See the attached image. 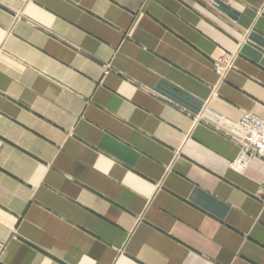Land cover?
<instances>
[{
    "label": "crops",
    "instance_id": "0c3cea01",
    "mask_svg": "<svg viewBox=\"0 0 264 264\" xmlns=\"http://www.w3.org/2000/svg\"><path fill=\"white\" fill-rule=\"evenodd\" d=\"M244 113L264 0H0V264H264Z\"/></svg>",
    "mask_w": 264,
    "mask_h": 264
},
{
    "label": "built area",
    "instance_id": "2783aa9c",
    "mask_svg": "<svg viewBox=\"0 0 264 264\" xmlns=\"http://www.w3.org/2000/svg\"><path fill=\"white\" fill-rule=\"evenodd\" d=\"M220 60L215 63L218 72L224 71ZM226 61L228 64L231 62ZM226 132L232 134L240 145L239 156L233 163L235 169L243 171L253 160L264 161V121L262 119L250 113H244L241 119L233 124L231 131Z\"/></svg>",
    "mask_w": 264,
    "mask_h": 264
},
{
    "label": "rangeland",
    "instance_id": "374dc122",
    "mask_svg": "<svg viewBox=\"0 0 264 264\" xmlns=\"http://www.w3.org/2000/svg\"><path fill=\"white\" fill-rule=\"evenodd\" d=\"M226 60L232 61V57L231 56L230 57L229 56L222 57V59L220 60V62L223 64V70L226 69V66L229 68V66L231 65V62L228 64Z\"/></svg>",
    "mask_w": 264,
    "mask_h": 264
},
{
    "label": "bare ground",
    "instance_id": "6f19581e",
    "mask_svg": "<svg viewBox=\"0 0 264 264\" xmlns=\"http://www.w3.org/2000/svg\"><path fill=\"white\" fill-rule=\"evenodd\" d=\"M240 119H241V118H240ZM240 119H239V120H240Z\"/></svg>",
    "mask_w": 264,
    "mask_h": 264
}]
</instances>
